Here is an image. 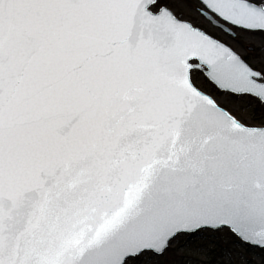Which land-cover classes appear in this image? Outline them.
Segmentation results:
<instances>
[{"label": "snow or ice", "instance_id": "6c2138e0", "mask_svg": "<svg viewBox=\"0 0 264 264\" xmlns=\"http://www.w3.org/2000/svg\"><path fill=\"white\" fill-rule=\"evenodd\" d=\"M180 2L0 0V264H154L225 228L264 247V122L229 107L264 106V70ZM196 3L264 32V0Z\"/></svg>", "mask_w": 264, "mask_h": 264}, {"label": "rangeland", "instance_id": "374dc122", "mask_svg": "<svg viewBox=\"0 0 264 264\" xmlns=\"http://www.w3.org/2000/svg\"><path fill=\"white\" fill-rule=\"evenodd\" d=\"M169 7L181 19L193 23L229 45L254 69L264 70V33L231 29L236 33L237 39H234L196 11L200 7L196 0L170 4ZM223 26L228 28V25ZM197 86L212 93V85L202 75L197 79ZM229 107L238 111L248 123L264 122V106L258 101H236ZM154 264H264V249L242 244L225 228L216 232H201L194 237H181L163 256L157 257Z\"/></svg>", "mask_w": 264, "mask_h": 264}, {"label": "water", "instance_id": "95a60500", "mask_svg": "<svg viewBox=\"0 0 264 264\" xmlns=\"http://www.w3.org/2000/svg\"><path fill=\"white\" fill-rule=\"evenodd\" d=\"M225 29H227L225 26H223ZM255 32H262V31H255ZM264 33V32H262ZM229 46V45H228ZM230 47V46H229ZM231 48V47H230ZM233 49V48H232ZM234 50V49H233ZM235 51V50H234ZM236 52V51H235ZM237 53V52H236ZM238 54V53H237ZM243 60H245L240 54H238ZM246 61V60H245ZM247 62V61H246ZM248 63V62H247ZM249 64V63H248ZM250 65V64H249ZM251 66V65H250ZM253 68V67H252ZM254 69V68H253ZM227 229V228H226ZM251 245V244H248ZM253 247L259 248V249H264V247H260L259 245H251Z\"/></svg>", "mask_w": 264, "mask_h": 264}]
</instances>
